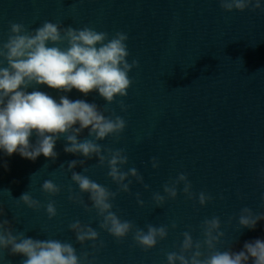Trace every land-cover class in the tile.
Instances as JSON below:
<instances>
[{"label":"clouds","instance_id":"clouds-1","mask_svg":"<svg viewBox=\"0 0 264 264\" xmlns=\"http://www.w3.org/2000/svg\"><path fill=\"white\" fill-rule=\"evenodd\" d=\"M219 4L226 12L264 11L261 0H219ZM128 39L123 31H117L109 38L107 32H98L89 26L63 27L60 22L46 20L39 27L29 30L23 23L10 22L8 39L0 43V65L7 64L6 67L0 66V150L7 156L18 153L31 161L42 154L55 162L58 157L55 145L63 137L67 141L65 153L83 155L85 159L96 157L97 166L107 165V176L117 185V190L111 191L87 175L73 171L77 164L83 166L85 160H72L68 163L67 171L71 172V180L78 185L79 192L69 186L68 199L82 206L86 212L95 210L100 218L99 228L118 243L131 233L134 244L147 252L167 238L169 227L148 224L147 231H144L131 221L121 220L112 210V201L120 192L130 193L132 179L129 177L142 184L145 190H149L150 186L144 183L143 176L135 167L123 171V166L129 162L125 149H112L98 143L109 136L119 141L127 121L116 115L115 111L105 115L109 109L101 108L95 102L89 103L83 99L73 101L66 95H60L57 101L37 88L46 85L62 93L76 89L85 96L96 92L107 104H112L116 97H127L128 89L134 83L129 72L139 67L138 59L128 62ZM29 88L33 90L29 92ZM119 107L127 112L130 105L121 99ZM77 124L79 127H75ZM85 129L92 139L78 140ZM33 135L36 137L34 144L30 140ZM151 166L153 169L159 168L157 157L151 158ZM60 168H64V165ZM88 171V167H83L84 173ZM259 175L264 180V168L260 169ZM180 184H183V194L190 200H198L201 207L213 200L203 191L193 193L187 174L181 172L174 180L163 185L164 195L159 192L152 194L155 206L163 207L167 200H175ZM41 190L49 196H56L61 192V187L52 180H45ZM83 194H88L91 207L83 199ZM135 195L137 204L144 207L141 194L137 192ZM261 199L264 200V195ZM16 200L32 210L44 207L50 220L57 215L52 200L42 205L29 192ZM2 215L3 210L0 209ZM261 220H264V213L254 214L249 207H244L240 211L238 225L239 228L255 229ZM200 227L204 239L194 240L191 231H184L179 250L166 254L167 264H248L250 258L252 264H264V240L245 242L243 250L239 252L231 249L220 251L217 244L225 235L220 230V218H205ZM171 228L176 229L177 224L173 222ZM69 229L80 245L92 242L93 253L104 247L99 232L89 224L76 220L69 225ZM6 250L10 255L26 257L21 264H95L94 254L92 259H89L88 252L78 256L72 243L33 239L26 237L24 232L14 234L10 222L0 219V261L4 260Z\"/></svg>","mask_w":264,"mask_h":264},{"label":"water","instance_id":"water-1","mask_svg":"<svg viewBox=\"0 0 264 264\" xmlns=\"http://www.w3.org/2000/svg\"><path fill=\"white\" fill-rule=\"evenodd\" d=\"M55 8L56 0H0V43L8 39L10 22L23 23L33 30L46 20L54 23ZM0 66L6 67L7 64ZM37 88L42 91L43 85ZM32 90L28 89L29 92ZM25 163L26 159L18 153L7 156L0 150V209L3 210L0 219L9 221Z\"/></svg>","mask_w":264,"mask_h":264}]
</instances>
